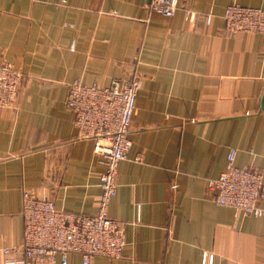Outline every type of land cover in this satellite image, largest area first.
Instances as JSON below:
<instances>
[{
	"label": "crops",
	"instance_id": "1",
	"mask_svg": "<svg viewBox=\"0 0 264 264\" xmlns=\"http://www.w3.org/2000/svg\"><path fill=\"white\" fill-rule=\"evenodd\" d=\"M150 2L0 0V65L24 74L15 107L0 110V264L22 254L26 192L97 213L104 168L78 136L69 86L134 77L133 144L109 208L127 244L92 264H264V217L208 190L233 149L237 165L264 172V35L231 34L224 20L229 5L264 0H180L171 18Z\"/></svg>",
	"mask_w": 264,
	"mask_h": 264
},
{
	"label": "built area",
	"instance_id": "2",
	"mask_svg": "<svg viewBox=\"0 0 264 264\" xmlns=\"http://www.w3.org/2000/svg\"><path fill=\"white\" fill-rule=\"evenodd\" d=\"M180 0H151L149 10L164 17L175 16ZM187 17L192 13L187 11ZM225 29L264 35V9L232 4L225 9ZM24 74L14 65H0V110L15 107ZM143 80L113 79L108 86L75 81L69 86L67 107L75 114L79 138L94 141V153L104 171L100 174L101 197L94 215L67 213L53 200L30 192L24 197L25 240L22 254L11 264H55L60 258L68 264L72 254H80L83 264H92L96 255L122 257L127 244L124 226L109 216L117 192L119 164L132 147L130 138L136 100ZM237 151L231 150L225 170L210 181L208 190L216 203L236 212L264 217V172L239 166ZM8 255L11 249H4ZM212 258L205 254L204 263Z\"/></svg>",
	"mask_w": 264,
	"mask_h": 264
}]
</instances>
